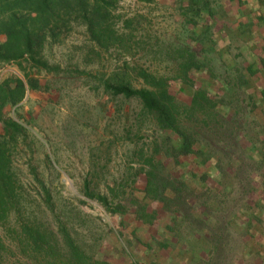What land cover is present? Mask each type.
I'll list each match as a JSON object with an SVG mask.
<instances>
[{
    "label": "rangeland",
    "instance_id": "rangeland-1",
    "mask_svg": "<svg viewBox=\"0 0 264 264\" xmlns=\"http://www.w3.org/2000/svg\"><path fill=\"white\" fill-rule=\"evenodd\" d=\"M41 1H0V45L27 16L31 47L0 59V264H81L69 240L84 264H264V101L231 84L251 60L263 86L264 16L247 31L236 1ZM142 74L174 94L188 154L104 86L155 90Z\"/></svg>",
    "mask_w": 264,
    "mask_h": 264
},
{
    "label": "trees",
    "instance_id": "trees-1",
    "mask_svg": "<svg viewBox=\"0 0 264 264\" xmlns=\"http://www.w3.org/2000/svg\"><path fill=\"white\" fill-rule=\"evenodd\" d=\"M2 1V0H0ZM149 1V0H148ZM41 2H47L45 0ZM109 2L104 3V7H109ZM22 20V21H21ZM28 21L27 16H23L22 18H19L13 23H21L19 24L18 28L14 29V24H11L10 28L6 29L7 33V40L3 45H0V59H9V58H16L18 55H24L26 52L31 51L30 44H27L24 48V50L20 49V43H21V36H22V28L26 25V22ZM13 28V29H12ZM2 51H13L14 54L9 56L5 54ZM32 59V57L30 58ZM192 61V60H191ZM194 64V63H193ZM145 81L155 88V90H151L148 88H131L128 85H113L108 82L104 83V86L107 90H110L113 94H120L127 98H137L139 99L143 106L149 110L152 114L155 115L156 120L158 124L163 129L171 130L175 133H180L179 126H178V112H177V104L174 98V94L167 89L165 86V83L163 81H157L153 77L142 74ZM241 80L244 81V75L243 72L239 76H237L234 80L231 81L232 85H236L242 88L241 86ZM224 86V85H223ZM201 97L204 102H209V98L205 96L204 92H200ZM209 106V105H208ZM211 108V107H210ZM238 113V112H237ZM8 125H11L14 129L17 128L16 123L7 122ZM180 135L185 139L184 144H182V151L185 154H188L190 151H192V143L190 142L189 136H187L184 132H181ZM149 180L148 185L154 186V195L158 198L165 199L164 193L167 190V187L170 186L169 176H161L157 173H153L152 170L148 171ZM185 184H181L180 187H173L172 196H175L176 199H179L180 197L184 198L182 196V193L185 188ZM172 187V185H171ZM88 195L93 198H97L100 201H103L105 203L106 198L103 196L91 194L88 192V189L85 188ZM115 210L119 209V206H116L114 208ZM31 233V238L34 240V244L37 246L39 244V241L43 238L42 234L36 231L29 230ZM37 235V236H35ZM36 237H39L40 240H38ZM44 244L39 245V251L44 250ZM4 246L0 242V252ZM49 249L50 246H49ZM69 249L72 257L77 258L79 263L86 262L89 258L86 257L84 254H81L77 247L69 240ZM85 260V261H83Z\"/></svg>",
    "mask_w": 264,
    "mask_h": 264
},
{
    "label": "crops",
    "instance_id": "crops-1",
    "mask_svg": "<svg viewBox=\"0 0 264 264\" xmlns=\"http://www.w3.org/2000/svg\"><path fill=\"white\" fill-rule=\"evenodd\" d=\"M214 1H215V3H217L218 5H220L221 8L225 12L228 11V5L233 4L236 1L237 8L240 6L241 12L246 14L245 17L241 21H244L245 20L247 22V25H246L247 31L250 28V25H249V22H248L250 19L253 20L254 17H256L257 19H259L260 17L258 15H263L264 16V0H214ZM207 3H208V1H207ZM224 4L227 5V8H224ZM257 5H259L260 8L262 7V10L260 8H256ZM252 10H254V12L256 14L253 13ZM228 25L231 28L232 25L231 24H228ZM215 26H216V24H215ZM243 32H245V31H243ZM245 37H247V34H245L244 38ZM247 69H248V71H246ZM253 71H255V68L253 66V63L251 62V60H247V62L245 63V68L243 70L244 81L241 80V83H242L241 86H242V88H243V86L244 87L245 86H248V88H249V91H248L249 100L256 101L257 99H260V100L264 101V83H263L264 82V79L262 80L263 81L262 82L263 83V86H261L257 90L253 89V87L251 85L253 83H255V81L258 80L257 77L254 76L255 73L254 74H251ZM263 109H264V107H263Z\"/></svg>",
    "mask_w": 264,
    "mask_h": 264
}]
</instances>
